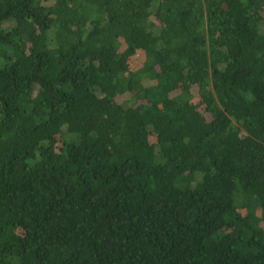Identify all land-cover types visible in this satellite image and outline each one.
<instances>
[{
	"label": "trees",
	"instance_id": "1",
	"mask_svg": "<svg viewBox=\"0 0 264 264\" xmlns=\"http://www.w3.org/2000/svg\"><path fill=\"white\" fill-rule=\"evenodd\" d=\"M0 264H264V0H0Z\"/></svg>",
	"mask_w": 264,
	"mask_h": 264
}]
</instances>
